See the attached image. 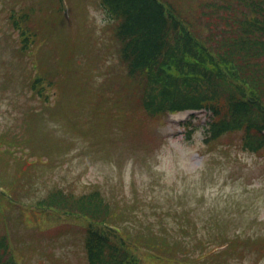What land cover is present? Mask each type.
<instances>
[{"label":"rangeland","instance_id":"obj_1","mask_svg":"<svg viewBox=\"0 0 264 264\" xmlns=\"http://www.w3.org/2000/svg\"><path fill=\"white\" fill-rule=\"evenodd\" d=\"M166 1L215 40L220 30L234 38L249 14L237 0ZM64 2L61 11L59 0H0V264H104L106 247L119 255L111 264H264V144H244L264 115L254 109L247 126L205 138L208 112L165 111L215 90L211 74H180L169 95L154 74L145 87L127 74L100 0ZM10 9L26 13L34 36L24 50ZM219 84L224 102L238 91ZM100 200L107 226L78 213Z\"/></svg>","mask_w":264,"mask_h":264},{"label":"trees","instance_id":"obj_2","mask_svg":"<svg viewBox=\"0 0 264 264\" xmlns=\"http://www.w3.org/2000/svg\"><path fill=\"white\" fill-rule=\"evenodd\" d=\"M242 1L249 14L234 29V38L232 30L231 35H228L227 30H220L224 37L219 40H215L212 34L207 37L199 35L175 5L166 0H100L99 4L107 17L116 21L115 36L120 43V58L126 66L127 74L144 80L145 87L152 74L158 77L166 95L171 94L170 86L180 74L186 81L198 79L201 72H208L214 77L215 90L208 86L207 94L183 97L184 104L170 105L166 110L205 107L211 112L212 118L216 119L209 123L210 133L205 137L208 138L227 131L216 128H226L233 121L236 125L247 126L249 115L254 109L264 115V61L260 59V55L264 59V0H237V3L243 5ZM215 7L217 11L231 6L216 4ZM25 17L26 13L17 12L15 9H10L7 14L8 22L19 32L20 50L26 49L31 40L33 41L29 38L30 31L21 26L20 19L24 21ZM240 19L233 17L230 22L236 24ZM34 34L37 36L36 31ZM30 35L34 38L32 33ZM175 66L180 69L177 75L171 71ZM41 77L39 83L38 77L34 78L30 87H36L37 91L33 93H41L43 96L45 81ZM162 78H168L169 81ZM226 79L233 86H237L238 91L227 93L224 102L221 100L219 81ZM47 81L46 85L50 80ZM166 101L172 102L166 98L161 104ZM143 104L149 112H155L153 107L145 104V100ZM252 130L245 129L244 144H264L263 129H258L259 134L252 133ZM103 210L106 213H100ZM78 213L94 224L107 226L111 223V213L101 200L92 206L84 204ZM118 231L122 234L121 230ZM129 235L123 236L129 240ZM86 245L91 259L93 254L100 256L92 240L88 239ZM108 250L111 252L108 247L102 249L100 260L102 257L107 259L103 260L104 264H111V260L114 262L113 260L119 258L117 254L108 253Z\"/></svg>","mask_w":264,"mask_h":264}]
</instances>
